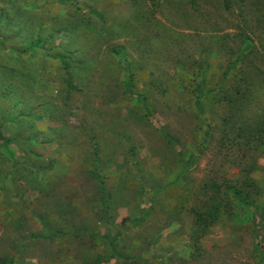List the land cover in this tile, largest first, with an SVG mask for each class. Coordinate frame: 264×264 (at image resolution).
Here are the masks:
<instances>
[{"label": "rangeland", "instance_id": "obj_1", "mask_svg": "<svg viewBox=\"0 0 264 264\" xmlns=\"http://www.w3.org/2000/svg\"><path fill=\"white\" fill-rule=\"evenodd\" d=\"M0 40V264H264V0H0Z\"/></svg>", "mask_w": 264, "mask_h": 264}, {"label": "trees", "instance_id": "obj_2", "mask_svg": "<svg viewBox=\"0 0 264 264\" xmlns=\"http://www.w3.org/2000/svg\"><path fill=\"white\" fill-rule=\"evenodd\" d=\"M42 42L43 41H41V40H37V41L32 42L30 47L27 50H24L23 53H27V52H29V51H31L33 49L43 47ZM0 45H2L1 40H0ZM59 59L64 63V65H67L66 62H65V57L64 56H59ZM68 81L70 83V88H74V86L71 83L72 82V77H71L70 73H68ZM131 83H132V81L129 78V81H127V83H126V88L130 89L131 88ZM199 88H200L199 89V95H200L199 100L201 101L205 97V91H204V88H202V87H199ZM201 105H202V101H201ZM40 119L41 118H38L37 120H40ZM150 119H151L152 122L154 121V118L152 116H150ZM0 141L6 146H8L10 143L13 142L12 138H7L4 135L3 127H2L1 124H0ZM98 165H99V158H98V155L96 153L95 166L97 167ZM92 176L96 180V182H97L96 184L99 186V194H100L101 202L104 205V208H107V205H108V194H107V191H106V187L104 186V181H103L101 176L96 171L92 172ZM214 188L217 189V186H214ZM227 190L234 195L236 200H238L239 202L243 203L245 206L250 208V210L252 211V213H253L255 218L260 220L262 217H264V208L260 209L258 206H256L251 200H249L245 196V194L243 192H240V191L236 190V188L233 187V186H228ZM221 217H222V204L217 200L216 197H214L212 199V202H211V205H210L209 209L206 210L203 213H199L198 214V216H197L198 220L197 221H198V223L200 225L209 227V226H213L215 224H218L220 222ZM142 220H143L142 217L137 219V221L140 222V223L142 222ZM105 238L108 239L107 241H109V239H110L109 237H105ZM114 239L115 238H113V240ZM109 243H110V248H111V251H112V257H111L110 260L115 259V261H116V260H118V257L122 258V259H125V260L129 259V257H126L124 254H122L121 250L117 249L116 244H114L112 241H110ZM260 247H261V254H262L261 260L264 263V242H263V244L260 245ZM13 261H14L13 258L7 259V260H3L2 264H13ZM104 263H105V261H100L99 262V264H104Z\"/></svg>", "mask_w": 264, "mask_h": 264}]
</instances>
